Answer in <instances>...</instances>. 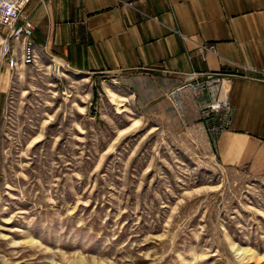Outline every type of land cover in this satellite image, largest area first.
Returning a JSON list of instances; mask_svg holds the SVG:
<instances>
[{"label": "rangeland", "instance_id": "1", "mask_svg": "<svg viewBox=\"0 0 264 264\" xmlns=\"http://www.w3.org/2000/svg\"><path fill=\"white\" fill-rule=\"evenodd\" d=\"M0 264H264V177L109 78L0 59Z\"/></svg>", "mask_w": 264, "mask_h": 264}, {"label": "crops", "instance_id": "2", "mask_svg": "<svg viewBox=\"0 0 264 264\" xmlns=\"http://www.w3.org/2000/svg\"><path fill=\"white\" fill-rule=\"evenodd\" d=\"M22 18L34 25L41 62L111 79L140 114L167 120L174 132L200 121L222 167L264 177V0H30ZM205 43L212 52L198 47ZM241 67L247 77L226 85L227 129L214 132L219 122L200 118L189 91L178 95L183 116L168 97L184 73Z\"/></svg>", "mask_w": 264, "mask_h": 264}, {"label": "built area", "instance_id": "3", "mask_svg": "<svg viewBox=\"0 0 264 264\" xmlns=\"http://www.w3.org/2000/svg\"><path fill=\"white\" fill-rule=\"evenodd\" d=\"M30 0H0V59L6 61L9 69L17 66L36 67L41 63L42 56L38 53L33 40V23L22 18V12ZM198 47L202 52H212L214 46L201 44ZM49 63L57 65L65 71L62 64L54 60ZM248 68L241 67L232 72L218 71L191 72L182 74L184 83L168 93V97L174 102V106L184 115L183 102L178 95L181 91H189L200 111L201 119L215 118L219 125L213 128L214 132L227 129L233 108L228 101L226 85L234 76L247 77ZM66 72V71H65Z\"/></svg>", "mask_w": 264, "mask_h": 264}, {"label": "bare ground", "instance_id": "4", "mask_svg": "<svg viewBox=\"0 0 264 264\" xmlns=\"http://www.w3.org/2000/svg\"><path fill=\"white\" fill-rule=\"evenodd\" d=\"M113 95H116V94H114V93H112ZM112 96V95H111ZM114 97V96H113ZM125 131V130H124Z\"/></svg>", "mask_w": 264, "mask_h": 264}]
</instances>
